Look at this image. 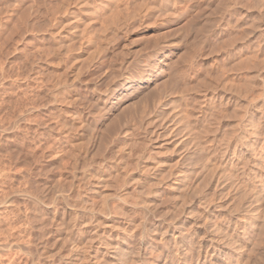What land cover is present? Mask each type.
Here are the masks:
<instances>
[{
  "label": "rangeland",
  "instance_id": "374dc122",
  "mask_svg": "<svg viewBox=\"0 0 264 264\" xmlns=\"http://www.w3.org/2000/svg\"><path fill=\"white\" fill-rule=\"evenodd\" d=\"M0 264H264V0H0Z\"/></svg>",
  "mask_w": 264,
  "mask_h": 264
},
{
  "label": "bare ground",
  "instance_id": "6f19581e",
  "mask_svg": "<svg viewBox=\"0 0 264 264\" xmlns=\"http://www.w3.org/2000/svg\"><path fill=\"white\" fill-rule=\"evenodd\" d=\"M109 5V4H108ZM167 8H168V6H167ZM170 73V72H169ZM174 73V72H173ZM153 99V98H152ZM2 124V123H1ZM4 128V127H3ZM3 169V168H2Z\"/></svg>",
  "mask_w": 264,
  "mask_h": 264
}]
</instances>
